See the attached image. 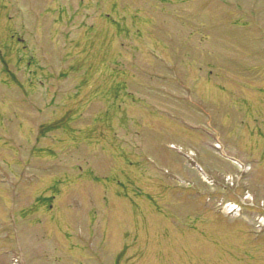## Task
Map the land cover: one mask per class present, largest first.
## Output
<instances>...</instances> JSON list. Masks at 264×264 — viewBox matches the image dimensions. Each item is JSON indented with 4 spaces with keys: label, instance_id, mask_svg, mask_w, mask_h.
I'll use <instances>...</instances> for the list:
<instances>
[{
    "label": "rangeland",
    "instance_id": "obj_1",
    "mask_svg": "<svg viewBox=\"0 0 264 264\" xmlns=\"http://www.w3.org/2000/svg\"><path fill=\"white\" fill-rule=\"evenodd\" d=\"M122 2L0 0V264H264V0Z\"/></svg>",
    "mask_w": 264,
    "mask_h": 264
},
{
    "label": "bare ground",
    "instance_id": "obj_2",
    "mask_svg": "<svg viewBox=\"0 0 264 264\" xmlns=\"http://www.w3.org/2000/svg\"><path fill=\"white\" fill-rule=\"evenodd\" d=\"M229 212H230V210H229Z\"/></svg>",
    "mask_w": 264,
    "mask_h": 264
}]
</instances>
